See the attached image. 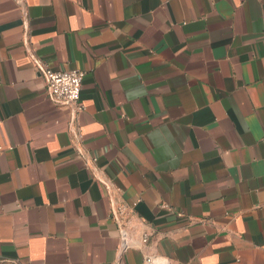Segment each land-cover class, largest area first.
I'll use <instances>...</instances> for the list:
<instances>
[{
    "label": "crops",
    "instance_id": "obj_1",
    "mask_svg": "<svg viewBox=\"0 0 264 264\" xmlns=\"http://www.w3.org/2000/svg\"><path fill=\"white\" fill-rule=\"evenodd\" d=\"M0 148V264H264V0H0Z\"/></svg>",
    "mask_w": 264,
    "mask_h": 264
},
{
    "label": "built area",
    "instance_id": "obj_2",
    "mask_svg": "<svg viewBox=\"0 0 264 264\" xmlns=\"http://www.w3.org/2000/svg\"><path fill=\"white\" fill-rule=\"evenodd\" d=\"M37 65L39 72L45 78L46 92L50 99L55 103L69 105L72 108L73 114L83 113L86 108L80 100V91L84 79V72L80 70L57 72L51 70L45 64ZM77 138L80 139L81 134L77 133ZM115 214L119 222L118 227L121 233L122 245L124 244L126 246L125 243L128 234L125 224L128 223L131 210L126 204H121L116 207ZM141 242L145 244L147 242V236H144ZM144 264H154V258L152 256H146Z\"/></svg>",
    "mask_w": 264,
    "mask_h": 264
},
{
    "label": "water",
    "instance_id": "obj_3",
    "mask_svg": "<svg viewBox=\"0 0 264 264\" xmlns=\"http://www.w3.org/2000/svg\"><path fill=\"white\" fill-rule=\"evenodd\" d=\"M125 248L124 244L122 245V250ZM154 264H156V261L154 260Z\"/></svg>",
    "mask_w": 264,
    "mask_h": 264
}]
</instances>
